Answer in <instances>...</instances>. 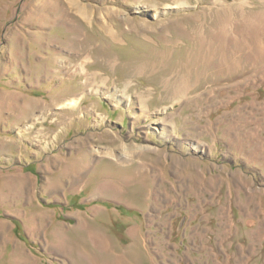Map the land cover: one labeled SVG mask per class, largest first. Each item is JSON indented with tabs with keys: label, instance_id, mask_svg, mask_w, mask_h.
<instances>
[{
	"label": "rangeland",
	"instance_id": "rangeland-1",
	"mask_svg": "<svg viewBox=\"0 0 264 264\" xmlns=\"http://www.w3.org/2000/svg\"><path fill=\"white\" fill-rule=\"evenodd\" d=\"M0 264H264V0H0Z\"/></svg>",
	"mask_w": 264,
	"mask_h": 264
},
{
	"label": "bare ground",
	"instance_id": "bare-ground-1",
	"mask_svg": "<svg viewBox=\"0 0 264 264\" xmlns=\"http://www.w3.org/2000/svg\"><path fill=\"white\" fill-rule=\"evenodd\" d=\"M241 4H242V3H241ZM242 8H243V7H242ZM236 9H237V8H236ZM240 9H241V8H240ZM240 9H239V10H240ZM237 10H238V9H237ZM232 11H233V10H232ZM225 12H226V11H225ZM225 12H224V15L227 13V12H226V13H225ZM229 13H230V11H229ZM255 34H256V33H255Z\"/></svg>",
	"mask_w": 264,
	"mask_h": 264
}]
</instances>
